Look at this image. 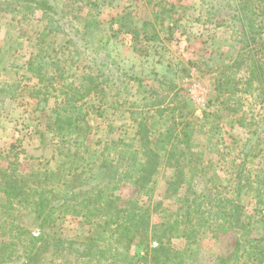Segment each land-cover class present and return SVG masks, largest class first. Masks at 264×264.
I'll return each instance as SVG.
<instances>
[{
  "label": "rangeland",
  "instance_id": "obj_1",
  "mask_svg": "<svg viewBox=\"0 0 264 264\" xmlns=\"http://www.w3.org/2000/svg\"><path fill=\"white\" fill-rule=\"evenodd\" d=\"M2 2L0 82H13L24 75L35 82L37 77L27 71V62L42 51L47 56L43 60H49L45 66L48 74L54 72L52 62L58 60L75 85H81L84 72L107 74L98 80L100 92L88 98L80 129L67 141L63 153L57 150L60 143L48 126L53 99L38 103L23 94L18 100L0 101V172L18 167L16 173L26 176L44 165L69 166L77 143L82 152L81 169L87 171L92 182L101 180L105 143L133 136L137 130L134 119L156 112V106H164L173 110L169 109L160 120L162 128L174 118L187 120L194 112L205 123L196 137L203 157L188 169L189 183L214 203L221 196L234 197L240 146L247 136L240 122L244 118L245 123L264 124V106L252 96L237 93L234 97L219 88V81L228 80V76L231 80L245 76L241 63L248 60V50L237 32L208 22L201 0H55L61 30H55L56 23L25 3L10 1L8 6ZM127 11L132 12L139 28L137 42L132 34L118 31L121 16ZM155 14V30L144 29L143 22L154 20ZM255 49L264 63V41ZM97 51L99 55L95 54L94 59ZM100 57L110 63L112 71L100 66ZM122 72L126 74L123 85L116 81ZM155 90L162 93L154 95ZM238 96H242L241 106L234 99ZM222 100L227 103L222 104ZM257 152L264 155V135ZM258 162L259 159L249 167L257 169ZM173 173L172 167L162 165L156 177L151 193L153 222L163 221L172 213L168 208H174L175 199L166 196V188ZM136 193L133 182H124L113 192L120 202L134 198ZM242 197L251 210L254 199ZM141 200L149 199L142 195ZM253 225L256 231L263 232L264 216L255 217ZM26 230L39 235L36 214L27 208L8 206L0 191V264H21L28 257ZM52 233L49 239L56 245L33 264H124L122 245L116 237L97 245L82 239L97 235L93 223L67 217L59 220ZM235 237L233 229L215 233L200 228L188 242L175 238L173 247L185 252L180 264H213L216 256L232 249ZM69 240H76L73 248L68 247ZM156 240L152 237L150 241L156 244ZM106 245L110 248L107 254L96 257L99 247ZM128 254V262L146 264L139 261L144 255L143 244L132 246Z\"/></svg>",
  "mask_w": 264,
  "mask_h": 264
},
{
  "label": "trees",
  "instance_id": "obj_2",
  "mask_svg": "<svg viewBox=\"0 0 264 264\" xmlns=\"http://www.w3.org/2000/svg\"><path fill=\"white\" fill-rule=\"evenodd\" d=\"M2 1L3 4L7 2L8 6L10 1L25 3L34 11H40L43 18L56 23L55 30L62 29L60 20L56 18L59 10L55 0ZM201 2L205 6L208 22L237 32L248 50V60L241 63L245 67V76L233 80L228 76V80L219 81L218 87L234 97L237 93L252 96L258 104L264 106V63L255 49L256 44L264 41V0ZM156 20L157 15L154 20H145L143 28L151 27V31H154ZM138 30L132 12H124L118 31L132 34L134 42H137L140 35ZM93 54V58L97 59L95 54L99 55V51ZM45 57L43 51L38 52L27 62V71L37 77L35 82H31L30 76L25 75L13 82H0V101L4 102L8 98L18 100L23 94L37 99L38 103H48L53 99L48 126L60 143L57 150L63 153L67 141L80 129L88 98L100 92L98 80L107 73L96 76L92 72H84L81 85H75L58 60L52 62L56 68L49 75L45 70L49 60H43ZM100 60L99 64L105 71L113 70L107 60L102 57ZM123 73L116 80L122 82V85L126 76ZM159 93H162L161 90L153 92L154 95ZM242 96L234 98L239 106L242 104ZM221 103L225 105L227 101L222 100ZM156 108V112L134 119L137 130L133 136L105 143L101 151V180L92 182L87 171L81 169L82 152L77 149V143L69 166L44 165L26 176L16 173L18 167H8L0 172V191L6 196L8 206L13 209L27 208L36 214L39 235L26 230L28 257L21 264H33L42 253L56 245L55 241L50 242L49 236H52L59 220L67 217L96 225L97 235L82 238L88 243L97 245L96 242L111 241L116 237L122 245L124 264H136L128 262V252L137 244L144 245V255L139 261L146 264H180L185 252L173 247V240L184 239L188 242L199 233L200 228L215 233L233 229L236 233L232 249L216 256L213 264H264V231H256L253 225L255 217L264 216V155L259 156L257 152L264 135V124L259 121L245 123V119H241L240 126L246 129L247 136L240 146L241 160L235 172V195L233 198L221 196L214 203L207 194L195 190L187 178L188 169L203 157L196 137L202 133L205 123L194 112L187 120L174 118L162 128L159 126L160 120L173 108ZM258 159L257 169L250 168L249 164ZM162 165L174 169L173 175L167 180L166 196L174 198L175 204L171 205L174 208H168L172 213L167 219L153 222L151 193ZM124 182H133L137 193L134 198L120 202L113 192ZM142 195L149 200L142 201ZM244 195L255 201L251 210L241 200ZM162 203H159V207ZM152 237L158 239L156 244L151 243ZM67 243L69 248H73L76 240ZM108 246H100L96 257L105 256L110 250Z\"/></svg>",
  "mask_w": 264,
  "mask_h": 264
}]
</instances>
